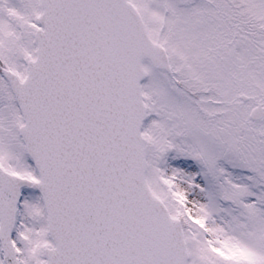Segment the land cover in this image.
Returning a JSON list of instances; mask_svg holds the SVG:
<instances>
[{
	"label": "snow or ice",
	"instance_id": "1",
	"mask_svg": "<svg viewBox=\"0 0 264 264\" xmlns=\"http://www.w3.org/2000/svg\"><path fill=\"white\" fill-rule=\"evenodd\" d=\"M0 264H264V0H0Z\"/></svg>",
	"mask_w": 264,
	"mask_h": 264
}]
</instances>
